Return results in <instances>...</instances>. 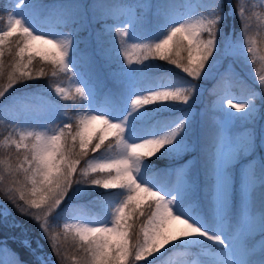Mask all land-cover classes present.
<instances>
[{"label":"snow or ice","instance_id":"snow-or-ice-1","mask_svg":"<svg viewBox=\"0 0 264 264\" xmlns=\"http://www.w3.org/2000/svg\"><path fill=\"white\" fill-rule=\"evenodd\" d=\"M152 7L146 3L133 6L124 0H61L51 7L35 0H15L6 18L0 17L6 24L0 30V80L5 81L0 84V100L9 101L0 106V123L12 104H27L14 95L17 85L42 79L48 75L45 67H50L53 78L71 74L79 101L56 79L49 81V87L84 109L75 117L64 113L54 128L25 130L32 122L30 114L13 124L4 143L14 149L15 162L0 160V196L40 227L55 256L54 264H164L174 253L215 245L221 246L225 259L216 261L209 252L201 264H264V243L257 259L256 249L246 242H234L228 230L234 228L241 236L258 230L264 238V199L259 208L255 203L257 182L264 195V160L249 159L242 170L239 218L233 221L232 213V166L240 157L252 156L255 129L250 126L241 138L228 127V122L235 120L254 123L264 92L249 88L243 99L237 98L231 92L232 77L222 74L214 87V108L225 118L209 124L198 143L190 135V111L162 131L143 137L133 127L134 114L139 118L145 106L189 105L198 91V85L191 82L141 89L131 78L134 63L166 61L193 81L210 75V68L221 56L246 55L249 64L254 63L250 57H255L258 49L256 40L248 35L251 17L247 6L244 0H237L234 7L239 19V36L235 37L224 33L226 14L221 0H202L195 21L174 19L175 5L163 0L155 5V23L149 27L137 9ZM37 11L46 28L37 30L30 22L29 14ZM90 27L95 28V54L81 49L80 33ZM152 27L163 31L161 38L142 39L139 33ZM97 55L110 68L116 58L122 56L126 61L127 66L110 72L121 89L132 93L129 110L121 119L104 114L107 107H92L93 97L106 87L103 74L97 71ZM34 62L44 66L36 67ZM258 83L264 88V73L259 74ZM112 93L111 89L105 92L106 101ZM97 124L102 127L97 129ZM168 150L195 154L171 170L177 177L171 186L154 179L141 181L147 162ZM98 152L102 154L97 156ZM81 160L86 166L78 168ZM201 186L211 219L200 213L194 200ZM85 189L103 190L96 199L103 205V218L82 220L75 214L79 206L61 207ZM185 201L193 202L186 207ZM61 215L62 232H58L54 224ZM69 237L75 249L72 255L64 246Z\"/></svg>","mask_w":264,"mask_h":264},{"label":"trees","instance_id":"trees-1","mask_svg":"<svg viewBox=\"0 0 264 264\" xmlns=\"http://www.w3.org/2000/svg\"><path fill=\"white\" fill-rule=\"evenodd\" d=\"M140 0H124V3L129 5H136L139 3ZM197 5L202 3V0H194ZM233 1V12H234V37L239 36V19L235 15L234 7L237 3V0H231ZM15 0H0V17H5L9 11L12 10L14 7ZM61 2V0H35V3L45 6V7H51L57 3ZM163 2V0H158L155 3H152L153 6L149 12V8L146 9V12H143V15L146 18V21L153 20L155 21V5ZM169 3H173L175 5V9H177L178 4L181 3V0H168ZM224 11L226 12L228 10V6L225 2V0H221ZM245 5L248 9V15L251 17L250 20V28L248 35L256 40V47L258 49L257 51V57H254L255 59V69L257 70H263L260 68L264 64V59H261L262 56H264V0H244ZM142 11V9H141ZM29 17L36 20L37 24L41 27L46 26L44 24V17L43 15L37 11L35 14L31 13L29 14ZM5 23L0 22V30L4 29ZM226 27H229V23ZM224 33L228 35V32L225 28V22H224ZM158 37L153 38H146L143 39H157ZM206 38V34H205ZM80 39L82 41L81 43V49L87 50L91 54L96 53V46H95V28L91 27L87 31L80 33ZM110 39V38H106ZM147 42V41H142ZM39 59V58H38ZM97 71L98 73L103 74V78L105 81V90L99 91L100 94V100L104 101L105 103L112 106L113 109H116L117 112L120 111L121 106L126 103L130 89H121V85L118 84L116 81L112 79L110 76V72L114 68L118 67H124L126 65V61L121 56L119 58H116L111 65V68L106 66L105 62L100 59V57L97 55ZM220 59V58H219ZM36 67L44 66L42 64H39L38 62H34ZM45 71L48 73L45 77L42 79L32 80L26 82L24 86L17 85V88L14 90V95H16V98L18 100H26L27 104L22 103H15L10 106V109L5 110L4 120L2 123H0V160H7L8 163H14L15 162V152L14 149L10 150L9 146L4 143L5 137L8 136L9 132L13 130V124L17 122L19 119L25 118L26 115L30 114L31 121L37 120L38 125H29L27 129L25 130H32V127H38V126H49V127H56L57 124H59L61 119H64V113H67V115L75 117V110L79 107L77 104H74L72 100H64L63 98H59L57 94L55 93L53 88L49 87V81L56 79L61 83V86H64L66 82L70 78V74H61L58 78L51 77V69L50 67H45ZM229 73V72H227ZM230 74V73H229ZM131 78L135 79L137 81L138 85L145 86H152L156 85L158 83L161 84V86H174L177 83H183L186 82L188 77L186 74H184L180 69L175 68V66L168 64L166 61H159L156 60H150L146 61L143 65H137L134 63L133 70L131 73ZM232 79L230 80L231 88L235 91H237L238 97L240 99H243L249 88H251V84L247 81H239L236 80V78L230 74ZM125 79H129L128 77H125ZM219 80H213L211 82L206 83L207 85V93H212L211 97L216 96L214 87ZM5 83V81L0 80V84ZM111 89L113 91L112 98L110 101H106L105 99V92ZM70 93L72 95L75 94V90H71ZM194 95V94H193ZM77 101H79L78 95H76ZM9 101L7 100H0V106H3L5 104H8ZM57 106H59L57 108ZM153 108L149 112V118H144L146 122H148L145 126L142 127V130L148 129V128H156L159 127V132L163 130V128L168 125L169 123L173 122L174 120L172 118H175L177 115L181 113L180 108H189L192 106H197V103L195 102V96H193L192 101L189 102V105H182L177 104L175 106H160V105H150ZM41 118H47L48 121H50V124H44L41 121ZM256 118V117H255ZM245 125L248 126H254V123H250L249 121ZM255 122V121H254ZM195 128L192 124L190 135L192 139L195 137ZM194 134V135H193ZM257 152L259 148H256ZM101 154L98 152L96 155ZM194 154H189L192 156ZM188 155L184 156L187 157ZM11 157V159H9ZM246 159L242 160L243 162ZM183 160H180L178 158H171L170 156V150H168L166 153L159 154L156 157H153L150 161L147 162L148 167L144 168L143 176L146 178H149L150 180H156L158 183L163 182L165 184L170 183L172 181V169L176 165H181ZM85 164L84 160H81L80 165H78V168H83ZM3 170V166H0V171ZM235 167H232V175L235 182V190L233 192L232 197V213H233V221L239 218V212L241 208V192L238 188V178H235L234 175ZM259 173L257 172V175ZM103 191L100 190H94V189H85L75 195L72 196L70 200H66L65 203L61 206L62 208H67L70 205L71 206H79L76 210V213L80 214H87V215H93L97 218H103L104 217V209L103 205L99 202H96V199L102 194ZM198 197H201L200 203H199V210L203 211L206 215L205 218L208 219L210 216L207 215L206 210L208 211V206L204 203V200H202L203 191L202 186L201 190H198L195 193ZM71 195V194H70ZM256 207L259 208L260 201L264 199V195L260 193L259 185L257 182V189H256ZM0 201L8 208L10 212V221L11 223H14V227H11V224H8L7 226H2L0 224V238L2 237V232H8L12 229L13 230H19L22 227L29 228L32 230L33 237H36L39 240V243L41 244V251L45 254L50 256V259L55 261V256L52 253V249L48 245V241L45 239L43 233L41 232L40 227L36 224L35 221H33L31 218L27 216H23L20 213L16 211V209L12 206L11 203L4 200L2 196H0ZM209 213V211H208ZM63 216V215H61ZM14 221V222H13ZM15 224H18L16 226ZM54 227L56 231L62 232V230L54 224ZM234 229V228H231ZM27 230V229H26ZM28 233V232H27ZM259 237H261L260 234L256 236H250L246 239V243L252 247H255V244L257 243ZM71 237L68 238L67 241H64V246L66 248V251L69 255H72L75 253V249L71 246ZM264 243V240H263ZM5 247L2 248V251H4L9 257L8 259L5 258L7 261L4 260L0 262V264H39L34 257L27 252L25 246L19 243V241H11L10 239L7 240L5 243ZM197 251L196 248H191L187 252H177L174 253L169 260L165 261L164 264H186L190 257L192 256L193 252ZM259 250H256V258H259ZM203 260L208 259L205 257H202ZM143 263V262H142ZM141 263V264H142ZM69 264H74V262L69 261Z\"/></svg>","mask_w":264,"mask_h":264},{"label":"rangeland","instance_id":"rangeland-1","mask_svg":"<svg viewBox=\"0 0 264 264\" xmlns=\"http://www.w3.org/2000/svg\"><path fill=\"white\" fill-rule=\"evenodd\" d=\"M156 1H158V0H140L139 3L152 4V3H155ZM225 2L227 4V6L229 7L228 10L225 12V14H226L225 28L228 32V35H231L234 37V32H235L234 26H233L234 25V20H233L234 12L232 11L233 1L225 0ZM146 9H148V8H143L142 11H141V9H137V11L140 15H143V12H146ZM263 9H264V6H263ZM150 11L151 10L149 9V12ZM200 11H201V9H199L197 7V3L194 0H181V3L178 4L177 9L173 10L172 16L174 19H177V20L195 21L198 18V13ZM29 20L37 30H40L42 28H46V26L41 27L40 25H38L36 20L31 18V17H29ZM147 22H149V24H148L149 27H151L155 23V21H153V20H148ZM228 23H229V27H226L228 25ZM5 27H6V25H5ZM139 35L141 36L142 39L144 37H148V38L158 37L157 39H155V40H158L163 35V31L158 27H152L146 32L139 33ZM124 39H127V38H124ZM128 42L129 43H139L142 41L129 40ZM255 57H257V54L255 55ZM134 59H135V57H134ZM250 59L254 60V63L251 65L249 64L246 55L243 57H239V58H234L231 56H228V57L221 56L219 59V62L216 63L215 66L210 68V75L206 76L205 78H203L201 80H195V81H193L191 78L188 77L186 82H191V83H195L198 85V91L196 93H194L195 102L197 103V106L196 107L192 106V107L183 108V109L180 108L181 113L172 119L175 121L182 114L189 112V111L191 112L192 124L195 128V131H196L195 137L192 139L194 142L198 143L200 141L203 131L208 127L209 124H211L214 121H221L225 118L224 113L222 111L216 110L214 108V102L217 99V96H214L210 99L213 92L207 93L206 83L220 78V76L222 74H224L225 72H229L230 74H232L236 78V80H239V81L245 80L248 83H250L251 84L250 87L254 88L257 92H264V88H261V86L258 83L259 74L264 73V64L260 67L263 70H261V71L257 70V69H255L254 57H250ZM133 66H134V64L132 65V67ZM156 85L161 86L160 83H158ZM137 86L141 89H145V88L149 87V86L144 87L143 85H138V84H137ZM62 87L69 90V92L71 90H75V84L73 82V79L71 78V74H70V79L68 80V82ZM156 90H163V89L157 88ZM231 92L234 94L235 97L239 98L237 91H235L231 88ZM142 94L147 95L148 93H147V91H143ZM129 95H130L128 98L129 100H128L127 104L123 107V109L120 113L117 112L116 109H113L111 105L105 103L104 101H101L100 100L101 97H100L99 92H97V94L92 99V102H91L92 107L93 108H105V107H107L108 111H106L104 114L108 115L111 119H114V120L121 119L125 114H127L128 110H129L130 99H131L132 93L130 92ZM57 96L59 98H62L58 94H57ZM132 98H135V97L133 96ZM145 107L146 108L143 110V115L139 116V118H135L136 114H134V118H133V127H134L136 134L139 137H143L144 135L150 134L152 132H159V127H157V129L156 128H148V129L142 130V127L148 123L144 120V118H149V112L151 110H153V108H154L150 105L145 106ZM258 107H259V103H258ZM83 112H84V109L78 108L75 110L74 114H75V116H77L78 114H81ZM41 121L44 124H48V125L50 124V121H48L47 118H41ZM247 122L248 121H246V123ZM31 125H38V121L37 120L32 121ZM95 127L97 129H99L102 127V125L97 124V125H95ZM228 127L234 136H238V137L242 138L245 135V130L247 128H249L250 126H248L247 124L245 125V122L243 120H235V121H229ZM253 127H254L255 133H256L255 151L252 153L251 157H248V156L240 157L237 161H235L233 163V166H232V167H235L234 175H235V178H238V184L237 185H238L239 189H240V174H241L242 170L248 165L249 159H254L257 163L261 160H264V102H261V107H260V109L256 115ZM113 143H114V141H113ZM256 148H259L258 152H257ZM191 153H193V152L189 151V152H183V153H176V152H173L170 150V156H172V158H178L179 161L183 160L181 165L185 164L188 160L192 159V157L195 153L192 156H190L189 154H191ZM101 154H99V155H101ZM99 155H97V156H99ZM186 155H188V156L185 157V159H183L184 156H186ZM244 159H246V160L243 162L242 160H244ZM85 166L86 165L84 164V167ZM179 166L180 165H176L173 167V169L178 168ZM257 172H258V169H257ZM143 173H144V169H143V172L141 173V175L139 177L140 180L141 181L150 180L147 177L145 178L143 176ZM176 179H177V177L173 174V179L170 183L165 184L163 182H159V184L162 186H171L172 184L175 183ZM94 190H96V189H94ZM99 190L103 191L102 189H99ZM194 200L196 202H198V204L200 203V200L198 199V197L196 195L194 196ZM202 200H204V203L207 205V200H206L204 193L202 196ZM192 202L193 201H185V206L187 207ZM255 203H256V199H255ZM200 213H201V211H200ZM206 213H207V215L210 216V214L208 213L207 210H206ZM194 214H195V210H194ZM10 215L11 214H10L8 208L0 201V224L2 226H7L8 224H11V227H14V223H11V221H10V219H11ZM76 215L80 216L82 220H88L90 222L97 219V217H95L93 215L80 214V213H78ZM63 219H64L63 216L57 217V220L55 222V225L59 226L61 230H62ZM208 219H211V216ZM15 225L18 226V224H15ZM22 227L23 228H21L19 230H13L12 231V229H11L8 232H2L3 235L0 238V262H2L5 258H7V259L9 258V257H7V255H9L10 253L6 254L4 251H2V248L6 246L5 243L7 242L8 239H10L11 241H19L20 244L25 246L27 252H29L34 257V259L39 262V264H54V261L50 259V256L45 255L41 251V244L39 243V240L36 237L32 236V234H33L32 230H30L27 227H24L23 225H22ZM177 227H183V226L177 225ZM228 230L231 232V234L233 236V240L236 243H245L246 239L248 237H250L252 235L256 236V235L260 234L259 231L257 230L255 232H252L251 234L241 236L237 231H234V232L231 231V228H229ZM263 240H264V238L259 237V239H258V241L254 247L256 250H258L261 247ZM25 242H27V243H25ZM208 243L210 244L211 242H208ZM193 248H196L197 251L195 250V252H193L192 256L190 257V259L188 260V262L186 264H201V261H203L202 257L209 258L208 256L205 255L206 253H209V252L211 253V258H214L216 261H221V260L225 259V256L221 252V246L215 245V246H212L210 249L205 248L203 246H194ZM4 261L6 262L7 260L5 259Z\"/></svg>","mask_w":264,"mask_h":264}]
</instances>
